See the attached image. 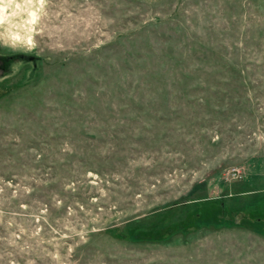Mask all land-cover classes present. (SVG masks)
Segmentation results:
<instances>
[{"label":"rangeland","instance_id":"obj_1","mask_svg":"<svg viewBox=\"0 0 264 264\" xmlns=\"http://www.w3.org/2000/svg\"><path fill=\"white\" fill-rule=\"evenodd\" d=\"M0 264H264V0H0Z\"/></svg>","mask_w":264,"mask_h":264},{"label":"trees","instance_id":"obj_2","mask_svg":"<svg viewBox=\"0 0 264 264\" xmlns=\"http://www.w3.org/2000/svg\"><path fill=\"white\" fill-rule=\"evenodd\" d=\"M221 206H222V205H221V202H220V203H219V208H221ZM120 238H121V237H120ZM128 238H129V237H128ZM130 238H133V237H130ZM130 238H129V239H126V240H129V241H130V240H131ZM136 240H137V239H136ZM139 240H140V239H139ZM131 241H135V240H131Z\"/></svg>","mask_w":264,"mask_h":264}]
</instances>
